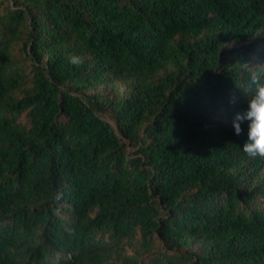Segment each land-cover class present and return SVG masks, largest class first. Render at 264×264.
Wrapping results in <instances>:
<instances>
[{
  "label": "trees",
  "instance_id": "obj_1",
  "mask_svg": "<svg viewBox=\"0 0 264 264\" xmlns=\"http://www.w3.org/2000/svg\"><path fill=\"white\" fill-rule=\"evenodd\" d=\"M260 65L264 0H0V264H264Z\"/></svg>",
  "mask_w": 264,
  "mask_h": 264
},
{
  "label": "clouds",
  "instance_id": "obj_2",
  "mask_svg": "<svg viewBox=\"0 0 264 264\" xmlns=\"http://www.w3.org/2000/svg\"><path fill=\"white\" fill-rule=\"evenodd\" d=\"M245 92L246 109L233 115L231 124L234 134L240 136L244 132L242 125L247 123V139L241 149L250 159L264 158V67L249 66ZM230 104L236 103L235 95Z\"/></svg>",
  "mask_w": 264,
  "mask_h": 264
},
{
  "label": "rangeland",
  "instance_id": "obj_3",
  "mask_svg": "<svg viewBox=\"0 0 264 264\" xmlns=\"http://www.w3.org/2000/svg\"><path fill=\"white\" fill-rule=\"evenodd\" d=\"M14 53H15V55H16L17 57H19V55L21 54V51H20L19 46H16V47H15V49H14ZM24 119H25V117L22 116V117H21V120H24ZM261 205H264V201H261ZM133 251H134V249H133V248H130V247H128L127 250H126L127 254H132Z\"/></svg>",
  "mask_w": 264,
  "mask_h": 264
}]
</instances>
